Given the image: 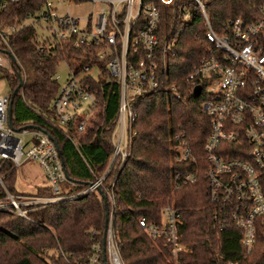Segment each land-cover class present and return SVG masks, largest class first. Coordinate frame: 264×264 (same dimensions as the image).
<instances>
[{
  "label": "built area",
  "instance_id": "built-area-1",
  "mask_svg": "<svg viewBox=\"0 0 264 264\" xmlns=\"http://www.w3.org/2000/svg\"><path fill=\"white\" fill-rule=\"evenodd\" d=\"M20 0H0V13L8 4ZM200 9L206 23L208 53L200 58L186 82L193 93L200 87L202 112L210 120L209 134L201 151L194 153L184 133L170 138L173 170L171 194L194 187L204 180L211 221L218 232L233 229L239 237L241 253L234 260L216 264H246L264 241V4L259 18L246 22L230 19L224 31L216 34L205 14L204 0H191ZM88 2L93 10L74 15L72 8ZM174 0H41V5L22 20L9 24L0 21V70L13 73L21 69L9 44V37L25 27H33L37 51L52 53L59 46L81 48L79 59L64 60L69 73L51 102L52 116H42L52 129L75 143L68 134L72 124L83 131L95 109V96L88 80L99 81L106 69V82L118 86V108L111 134L112 154L101 177L81 191L69 193L64 166L53 139L39 129L14 131L8 122V96L0 95V169L5 162L18 167L29 161L45 175L52 195L9 193L0 174V187L5 196L0 211L27 219L26 208L75 199L90 192L99 198L112 196L104 179L116 163L130 156L135 107L138 101L162 86L179 98L168 77H161L159 62L165 64L175 46V39L160 40L157 32L161 21L158 5L170 6ZM188 14L184 15L186 18ZM92 50H95L94 53ZM63 62V61H62ZM15 66V67H14ZM53 79L59 81L57 75ZM164 84V85H163ZM194 94V93H193ZM20 135L28 138L22 140ZM175 166V169H174ZM112 212L108 214L106 253L108 264H121L112 236ZM151 240H161L172 264H180L181 255L191 250L180 232V210L168 203L162 209L160 224L137 219ZM253 259L264 261V251ZM253 257V256H252ZM88 264H100L97 256Z\"/></svg>",
  "mask_w": 264,
  "mask_h": 264
},
{
  "label": "trees",
  "instance_id": "trees-1",
  "mask_svg": "<svg viewBox=\"0 0 264 264\" xmlns=\"http://www.w3.org/2000/svg\"><path fill=\"white\" fill-rule=\"evenodd\" d=\"M206 18L216 34L224 31L230 19L246 22L259 18L264 0H204ZM41 0H20L8 4L0 21L13 23L37 10ZM161 21L157 32L160 40L175 39V46L164 65L159 62V73L168 77L179 98L163 86L141 98L135 107V121L130 156L122 164L116 163L105 176L104 185L112 196L106 195L108 214L112 212V236L121 264H172L161 240H151L138 225L137 219L160 224L162 209L172 203L180 210L183 242L191 250L181 255L180 264H216L234 260L241 253L237 232L230 229L218 232L212 224V210L207 205L204 180L194 187H185L171 194L170 177L173 159L170 138L184 133L194 153L200 152L209 134L210 120L202 112L203 97L195 96L186 82L200 58L208 53L210 43L205 37L206 23L191 0H174L170 6L158 5ZM188 14L184 18L185 14ZM35 29L31 26L9 37L21 69L13 73L2 71L11 94L22 85L12 101L10 125L14 131L35 127L48 134L61 154L67 174L64 188L73 193L81 191L101 177L112 154L111 134L118 108V86L99 80H88L95 96V109L83 131L73 124L68 134L75 145L62 133L52 129L42 116H52L51 102L57 94L59 82L53 79L56 68L64 60L79 59L81 48L63 45L52 53L37 51ZM93 53L95 50H92ZM164 85V84H163ZM175 169V166H174ZM17 168L5 162L0 174L6 190L16 195ZM36 196L52 195L49 186L36 189ZM5 196L0 187V200ZM27 219L0 211V264H88L99 248L101 254L105 212L101 198L90 192L75 199L26 208ZM264 251V241L257 243V251L246 264H264L253 259ZM54 251L56 256L45 261L41 253ZM62 256V257H61ZM253 256V257H252Z\"/></svg>",
  "mask_w": 264,
  "mask_h": 264
},
{
  "label": "rangeland",
  "instance_id": "rangeland-1",
  "mask_svg": "<svg viewBox=\"0 0 264 264\" xmlns=\"http://www.w3.org/2000/svg\"><path fill=\"white\" fill-rule=\"evenodd\" d=\"M93 10L92 4L88 2L82 3L79 8L76 10L72 8V13L74 15L78 14H88ZM74 63H71L69 61H63L61 62L58 67L56 68L55 75L59 77V84H62L65 78L67 77L69 73L68 65H72ZM73 66H76L75 64ZM9 85L6 80V78L3 76L2 71H0V95L1 96H9ZM23 141H25L26 136L20 135ZM45 175L41 171V169L34 165H31V162L24 161L22 162L16 170V181H15V188L18 193L23 194H34L37 187H35L36 182L45 183L44 179ZM99 254V248H95V252L93 255L90 256H97ZM102 256V250L101 254ZM56 256V253L54 251H48L46 253H41L38 255L41 259H44L45 261H51L50 257ZM62 257V256H61ZM103 258V256H102ZM106 260L108 262V257L106 253ZM61 263L64 264H70V260L66 259L65 257L61 258Z\"/></svg>",
  "mask_w": 264,
  "mask_h": 264
},
{
  "label": "water",
  "instance_id": "water-1",
  "mask_svg": "<svg viewBox=\"0 0 264 264\" xmlns=\"http://www.w3.org/2000/svg\"><path fill=\"white\" fill-rule=\"evenodd\" d=\"M18 80H19V85L16 88V90L11 94L10 96V100L8 103V109H7V117H8V122L10 123V119H11V110H12V101L14 96L16 95L17 91L20 89L21 85H22V79L20 78V76L18 75ZM195 96H199L200 94V87H195L194 91H193ZM24 128H33V127H24ZM36 130H38V128H34ZM58 150V148H57ZM59 156L61 158V154L60 151L58 150ZM65 176L67 177L66 171L64 170ZM101 200L103 202V206H104V212H105V220H104V233H103V237H102V256H103V261H106V238H107V231H108V223H109V219H108V208H107V202H106V197L105 196H101Z\"/></svg>",
  "mask_w": 264,
  "mask_h": 264
},
{
  "label": "crops",
  "instance_id": "crops-1",
  "mask_svg": "<svg viewBox=\"0 0 264 264\" xmlns=\"http://www.w3.org/2000/svg\"><path fill=\"white\" fill-rule=\"evenodd\" d=\"M44 179H45V177H44ZM44 182H45V183H41V184H40V182H36V183H35V187L39 188V187H45V186H48L46 179H45ZM37 188H36V189H37ZM35 192H36V190H35ZM35 192H34V194H35ZM20 194H23V193H20Z\"/></svg>",
  "mask_w": 264,
  "mask_h": 264
}]
</instances>
